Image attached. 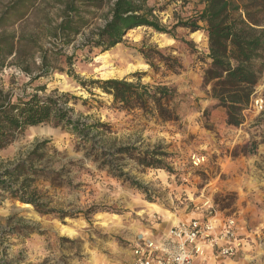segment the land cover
I'll return each instance as SVG.
<instances>
[{
  "label": "rangeland",
  "instance_id": "obj_1",
  "mask_svg": "<svg viewBox=\"0 0 264 264\" xmlns=\"http://www.w3.org/2000/svg\"><path fill=\"white\" fill-rule=\"evenodd\" d=\"M11 1L0 0V9ZM50 2L42 1L24 22L6 31H32L50 47L51 41L42 33L57 19ZM147 4L174 37L140 26L108 50L110 57L100 59L99 49H78L84 36L102 24L97 18L65 46L59 64L67 69L63 58L72 56L70 68L83 80L125 78L175 87L180 97L172 99L170 106L177 107L179 121L163 122L141 110H119L97 85L82 86L65 71L34 79L33 64L31 74L14 64L0 71L1 83L13 97L66 94L71 118L104 124L90 137L97 150L113 153L107 167L101 159L85 157L83 143L52 122L25 127L0 151V160L5 166L26 162L28 152L44 141V148L34 155H41L34 166L48 175L30 176L28 191L34 190L37 200L55 213L41 214L32 204L0 190V230L5 234L0 261L130 264L136 236L156 235L176 222L216 214L233 219L241 239L240 251L224 264H264V72L243 122L227 125L224 109L215 105L203 84L206 35L201 30L172 28L202 9L203 0H148ZM161 56L177 58L181 69H166ZM110 69L116 71L114 75H103ZM123 147L132 151L117 153ZM139 156L153 157L161 165L144 166L138 163ZM168 214L176 222L167 220Z\"/></svg>",
  "mask_w": 264,
  "mask_h": 264
},
{
  "label": "trees",
  "instance_id": "obj_2",
  "mask_svg": "<svg viewBox=\"0 0 264 264\" xmlns=\"http://www.w3.org/2000/svg\"><path fill=\"white\" fill-rule=\"evenodd\" d=\"M42 1L46 0H12L0 9V71L14 64L31 74L29 66L33 64L36 75L32 79L48 76L54 71H65L82 86L97 85L112 97L114 106L119 110H141L163 122L180 120L177 107L170 106L172 99L180 97L175 87L149 86L125 78L83 80L70 68L73 64L72 56L65 55L63 58L67 69L59 64L65 46L97 18L103 20L102 24L84 36L78 49L106 52L120 43L129 30L140 26L174 37L172 29L168 30L160 24L156 9L147 4L148 0H48L57 11V19L50 21L42 31L44 37L51 41L50 47L45 46L32 31L19 34L15 30L6 31L24 22ZM177 27L190 32L201 30L206 35L208 52L205 59L208 62L203 70V84L209 87L207 94L216 101L215 105L224 109L226 124L239 126L244 120V111L254 97L255 86L264 72V0H203L202 9L185 20H179L172 28ZM160 59L168 70L176 72L181 69L175 57L161 56ZM147 61L153 65L148 58ZM66 96L32 93L13 97L0 80V151L9 146L25 127L52 122L83 143L85 157L101 159L103 165L108 167L113 153L97 150L90 137V133L104 127V124L72 119L70 108L65 107ZM44 146V141L36 144L28 152L26 162L17 161L5 166L0 160V190L12 199L32 204L39 213L48 214L55 213V210L37 200L34 190L28 191L31 187L30 176L48 175L46 170L34 166L41 158V155L37 158L34 155ZM130 151V148L123 147L117 153ZM136 159L148 167L161 165L153 157L147 159L146 156H139ZM133 185L142 189L135 182ZM64 215L62 213L58 217ZM2 237L5 238V234L0 230V243L4 239ZM1 245L0 251L5 252ZM0 264L13 263L12 260L2 258Z\"/></svg>",
  "mask_w": 264,
  "mask_h": 264
},
{
  "label": "built area",
  "instance_id": "obj_3",
  "mask_svg": "<svg viewBox=\"0 0 264 264\" xmlns=\"http://www.w3.org/2000/svg\"><path fill=\"white\" fill-rule=\"evenodd\" d=\"M240 249L235 221L210 214L176 222L162 234L136 236L130 264H223Z\"/></svg>",
  "mask_w": 264,
  "mask_h": 264
},
{
  "label": "bare ground",
  "instance_id": "obj_4",
  "mask_svg": "<svg viewBox=\"0 0 264 264\" xmlns=\"http://www.w3.org/2000/svg\"><path fill=\"white\" fill-rule=\"evenodd\" d=\"M107 57H110V53H108V51L103 52L101 55H99V58H100V59H106ZM132 68H133L132 66H129L128 69H132ZM104 70H105V69H104ZM115 72H116V71L110 69L109 71L103 73V75H106V76H107V75H111V74L114 75ZM167 220H172L173 222H176L175 219H173V218H172V215H170V214L167 215Z\"/></svg>",
  "mask_w": 264,
  "mask_h": 264
},
{
  "label": "crops",
  "instance_id": "obj_5",
  "mask_svg": "<svg viewBox=\"0 0 264 264\" xmlns=\"http://www.w3.org/2000/svg\"><path fill=\"white\" fill-rule=\"evenodd\" d=\"M162 233H163V232H161V233H159V234H162ZM225 259H226V258H225ZM225 259L222 260L223 264H224Z\"/></svg>",
  "mask_w": 264,
  "mask_h": 264
}]
</instances>
